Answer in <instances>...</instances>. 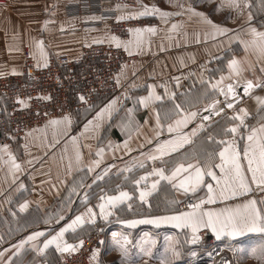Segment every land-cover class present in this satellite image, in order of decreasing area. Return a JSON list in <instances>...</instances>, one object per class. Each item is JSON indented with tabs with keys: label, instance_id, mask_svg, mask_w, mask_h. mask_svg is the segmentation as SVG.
<instances>
[{
	"label": "crops",
	"instance_id": "obj_1",
	"mask_svg": "<svg viewBox=\"0 0 264 264\" xmlns=\"http://www.w3.org/2000/svg\"><path fill=\"white\" fill-rule=\"evenodd\" d=\"M71 1L0 0V76L21 72L26 50L30 51L36 66L39 64L38 67H43L45 59L48 65L52 57L64 54L77 56L85 45L100 44L96 41L112 42L107 23L91 24L101 19V16L69 14L67 5ZM248 2L252 6L243 7L242 13L227 7L226 0L104 2L103 7L116 10L118 17L144 21L132 29L154 27L156 31L152 34L145 33V43L141 47L129 45L127 51L135 59L122 66L117 78L119 83L116 81L118 89L113 95L99 99L97 105L90 109L56 118L55 120L62 121L60 125L53 126L48 121L43 127L27 133L21 141L13 145H0V251L9 249L5 259L11 254V245L33 231H45L46 235H54L77 215L84 214L87 219L88 207H92L97 213L95 223H86L75 231L66 232L63 239L68 244L78 245L82 237L90 233V229L104 223H114L128 231L148 226L164 230L158 235L167 233L169 236H176L180 242L181 239L186 241V238H191L190 230L177 229L171 224L157 227L145 223L130 227L120 221L185 212L180 211L178 205L187 197H193L194 204L201 199L206 200V184L211 183L214 188L216 186V181L211 177H205V185L195 195H186L183 191L174 189L169 182L161 181L157 190L147 198V202L139 199V190L133 181L151 172L153 168H164L166 174H170L179 163L185 162L186 156L191 157L194 153L214 152L217 154L215 163H220L218 153L224 145H219L216 141L232 139L231 135H224L223 129L233 123L230 118L239 108L248 110L246 123L250 127H258L264 122V111H261L257 101V97L264 98V71H261L264 68V58H260L251 47L246 49L244 44L232 39L231 34L214 36L213 29L202 17L188 11L191 6L214 23L233 29L242 39L247 40L249 27L264 31V7L261 6V0ZM240 3L243 6L244 0H240ZM222 4L225 6L220 7ZM144 5H156L162 11L183 14L166 19H162L159 14L136 16V13L143 11ZM180 5L184 7L181 8ZM133 16L135 18H130ZM173 24L177 25L175 29L172 28ZM133 39L131 33L130 40ZM38 41H43L44 58L37 48ZM234 58L240 62L243 70L239 78L225 79L224 84L236 83L237 80L239 84H244L251 80L260 84V87L252 89L233 109H226L224 113L213 117L212 122L192 138L194 143L191 145H184L177 152L155 161L146 159L148 154L159 155L155 152L156 143L173 138V134L167 131V124L175 117L166 120L165 113L173 108L174 103H180L186 97L193 101L192 105H184L186 109L203 111L209 102L203 98L205 92L211 93V83L217 82L222 76H229L228 62ZM149 85L154 86L151 90L161 99L144 105L139 103V98L149 95ZM172 93H175L174 98ZM197 97L200 98L198 103ZM215 98L220 99V95H215ZM113 100V107L100 119H96L97 113ZM129 109L132 111L129 112ZM157 113L160 114V123L164 125L162 130L156 128ZM64 117H68L70 123L63 122ZM89 121L93 123L89 125ZM200 122L196 120L185 131L190 132ZM97 124L99 127H96ZM85 125H88L87 129ZM154 130L160 131L159 138ZM209 135L214 136L213 141L207 139ZM244 135H247L246 131ZM150 140L152 143H149ZM246 142L237 140L241 154ZM3 145L8 148L2 150ZM77 153L80 154L79 163L76 161ZM9 154L20 165L19 170H12ZM97 160L100 161L98 167L94 164ZM139 162L144 163L143 168L138 166ZM243 164L246 166L247 161H243ZM109 165L112 167L109 168ZM132 165L137 166L130 172L123 171ZM89 166L93 167L92 172L88 171ZM105 169H108L107 173ZM215 171L217 175L220 174L219 169ZM96 175H103V179L93 183ZM153 178L142 181L139 187H144L145 184L150 187ZM21 184L24 185L23 189L20 188ZM252 188L253 191L246 196L202 207L222 208L226 204L235 206L255 199L257 207L264 209L260 203L262 199L255 195L261 189L255 184ZM119 190L128 191L132 199L114 209V214L107 221L101 219L97 207L99 198L116 194ZM85 195L86 203L83 202ZM25 201L27 207L21 210L20 205ZM129 203L131 208L128 207ZM60 215L64 219L57 224ZM211 236L215 238V234L211 233ZM260 239L259 233H246L231 241L225 237H221L219 241L235 242L240 247L237 248L238 251L243 254L252 243ZM71 253L73 252L57 251L55 245H50L43 253L29 249L22 253L19 260L21 264H58ZM101 261L98 252L97 260H92L91 264H101Z\"/></svg>",
	"mask_w": 264,
	"mask_h": 264
},
{
	"label": "snow or ice",
	"instance_id": "obj_2",
	"mask_svg": "<svg viewBox=\"0 0 264 264\" xmlns=\"http://www.w3.org/2000/svg\"><path fill=\"white\" fill-rule=\"evenodd\" d=\"M222 4L220 7H224ZM226 6L229 8H234L239 10L241 13L243 7L250 8L252 5L248 0H244L243 6L240 0H226ZM261 6L264 7V0H261ZM183 8V5H180ZM189 12L194 15L202 17L204 21L210 25L213 29L214 36H228L231 34L232 39L239 41L241 44L245 45V48L251 47L256 51L260 58H264V31H258L256 28L249 27L248 29V39H242L240 34L236 33L233 29L223 27L214 23L211 19L207 18L204 13L197 12L195 9L189 6ZM156 15L162 19L173 15H182V12H167L162 11L156 5H144L143 11L136 13V16L145 15ZM130 18H135L130 17ZM251 17H249L250 19ZM118 19H125L121 16ZM47 23V22H46ZM177 25L173 24L172 28L175 29ZM156 31L154 27H144V28H134L129 29V32L133 34L134 39L123 42L127 50L129 45H135L137 48L141 47L145 43V33L152 34ZM112 42H115L116 47L121 46V41L118 37H110ZM97 43H102L103 41H96ZM37 48L40 51L41 57L44 58L43 52V41L37 42ZM131 54V53H129ZM39 66V64H38ZM47 67V61L43 65ZM229 76H222L220 80L215 83L210 84L212 90L211 93L207 91L204 94V99L208 100L206 107L203 111L197 109L195 111L188 110L184 105H192L193 101L191 98L186 97L180 103H174L173 108L165 113V119H171V123L167 124V131L173 134L172 139L164 140L163 142L156 143L155 152L159 155L148 154L145 156L146 159H151L155 161L158 158L168 156L173 152H177L179 149L183 148L184 145H191L194 143L193 137H196L198 132L204 130L211 122L213 116H219L221 113L225 112V107L227 109H233L234 103H236V98L238 93L236 91L239 85V80L236 83L224 84L225 79L232 80L234 78H239L242 72L241 64L235 58L228 62ZM264 71V68L261 69ZM119 83V79H117ZM258 85L254 84L253 81L248 80L243 86V92L248 94L250 90ZM149 95L147 97H140L139 103L147 105V103L153 100H160L161 97L155 93L153 85H149ZM215 95H222L225 99L221 102L219 99L215 98ZM172 98L175 97V93L171 94ZM231 97V99H229ZM45 99H50V97H45ZM84 96L80 97L83 101ZM199 97L196 98V102H199ZM257 101L261 106V111H264V98L257 97ZM18 103L25 105L23 99H18ZM115 100L111 101L109 105L101 109L97 113L96 119H100L105 112H108L113 105ZM132 109H129L131 112ZM206 113V114H204ZM249 112L246 108H239V110L230 118L233 123L223 129L224 135H231L232 139L224 140L221 139L216 141L219 145H224L218 153L220 163H215L216 153L207 152L206 154H192L191 157L186 156L184 163H179L170 174H166L164 168H153L151 172H147L145 175L140 176L139 179L133 181V184L138 187L139 199L143 202H147V198L152 195L153 192L157 190L158 185L161 181H167L176 190L183 191L186 195L191 193L195 195L197 190L205 185V177H211L216 181L215 188L211 183L206 184L207 187V199H201L198 203L190 205V211L179 212L174 215L166 216H154L142 220H122L120 223L128 225L130 227H135L137 224H153L159 227L162 224H171L177 229L190 230L191 238H186V243L198 244L201 241L200 232L202 229H210L211 233L215 234L217 240L221 237L228 238L230 241L237 237H242L246 233H259L261 239L255 242L249 249L253 255L264 264V209L257 207V201L255 199L246 200L243 204H237L235 206L225 205L222 208H204L205 204H216L217 201H228L235 197L246 196L253 191L252 185L255 184L261 190H264V122L260 123L258 127H250L246 123V117ZM200 120L201 122L195 127H192L190 132H186L185 129L188 128L190 124ZM264 120V117H262ZM63 122H69L68 117H64ZM62 123L61 120H51L49 124L56 126ZM89 121V125L92 124ZM96 127H99L97 124ZM88 125H85V129ZM156 128L162 130L164 125L160 123V114L157 113ZM157 138L160 136V131L154 130ZM247 132L245 136L244 133ZM75 139V137L73 138ZM209 141L214 140V136L209 135L207 138ZM246 140L244 144L243 153L237 146V140ZM149 143H152L150 140ZM7 145L2 146V150H6ZM100 152H97V156ZM142 155H145L142 153ZM201 156V159H197ZM10 163L12 170H19L20 165L16 163L15 157L9 154ZM189 160L195 161L188 162ZM247 161V165L243 164V161ZM77 163L80 162V154L76 155ZM100 161L97 160L94 164L98 167ZM71 166V163L69 164ZM137 165H132L123 169L124 172L132 171V168ZM138 166L140 168L144 167L143 162H139ZM112 167L109 165V168ZM215 169H219L220 174L217 175ZM88 171L92 172L93 167L89 166ZM107 173L108 169L104 170ZM250 174V175H249ZM149 177H154L151 182V186L148 187L146 184L144 187H139L141 182H146ZM103 179V175H96L95 180L100 181ZM83 187V185H81ZM20 188L23 189L24 185L21 184ZM75 191V189H73ZM100 203L97 205L99 208V217L105 221L112 216L113 210L117 209L118 206L123 205L125 202L132 199L131 194L128 191L119 190L116 194L101 196ZM83 202H87V195H85ZM176 203V201H173ZM264 204V200L260 201ZM131 203L128 207L131 208ZM27 207V201L20 205L21 210ZM97 218V213L92 207L87 208V219L85 215H77L71 222L65 224L64 227L59 228V231L54 235L47 234L45 231H33L28 234L23 239H20L16 244L11 245V254L7 255L5 259V254L9 252V249H4L0 251V264H21L19 257L23 252L31 249L38 253H43L50 245H55L57 251L60 252H75L78 247H83L84 241L80 240L78 245L68 244L64 241L63 237L69 230L75 231L78 227L85 225L86 223L94 224ZM64 216L60 215L59 221L63 220ZM112 238L115 245L119 248L121 253L125 258L129 256L128 245L131 243L127 235L120 232H112ZM142 243L140 244L141 251L151 256L152 247L155 245V240H153L147 233L144 234L142 238ZM166 246L164 250V255L169 259L166 260L165 264H174V262L179 259L182 255L180 251V241L174 239L172 236L165 237ZM99 249H94L90 257L91 260L96 261ZM192 256L196 253L192 252ZM211 255V253H209ZM129 264L131 261L129 260Z\"/></svg>",
	"mask_w": 264,
	"mask_h": 264
},
{
	"label": "built area",
	"instance_id": "obj_3",
	"mask_svg": "<svg viewBox=\"0 0 264 264\" xmlns=\"http://www.w3.org/2000/svg\"><path fill=\"white\" fill-rule=\"evenodd\" d=\"M106 1L120 3L126 0H72L67 5V12L99 14L101 19L91 24L107 23L111 35L122 42L120 47H116L115 42L85 45L77 56L52 57L47 67L36 66L30 51H26L21 72L0 76V145H13L48 121L90 109L99 99L108 98L117 91L116 81L122 66L135 59L123 42L131 39L129 29L144 21L118 19L116 10L103 7ZM81 96L85 98L83 101ZM18 99H23L25 105L18 103ZM255 195L264 199V190H258ZM192 204L194 200L190 197L181 208L189 210ZM200 236L201 242L209 243L211 247L221 244L208 229L202 230ZM99 237V233H94L83 239V247L58 264H91L90 257L100 242Z\"/></svg>",
	"mask_w": 264,
	"mask_h": 264
},
{
	"label": "rangeland",
	"instance_id": "obj_4",
	"mask_svg": "<svg viewBox=\"0 0 264 264\" xmlns=\"http://www.w3.org/2000/svg\"><path fill=\"white\" fill-rule=\"evenodd\" d=\"M219 100L222 102V99ZM188 198L190 197H187L178 205V209L180 211H184L181 208V204ZM191 198L194 200L193 197ZM261 205L264 207V204ZM163 231L164 230H156L148 226L128 231L120 228L117 224L104 223L90 229V233L82 237L81 240L88 238L94 233L100 234V242H98L95 249H99V253L102 258L101 264H129V260L131 261V264H165L166 260L169 259L164 255L166 246L165 237L169 235L167 233L158 235ZM112 232H120L127 235L129 241L131 242L128 245V258H125L119 248L115 245L111 235ZM145 233H147L156 242L152 247L151 256L144 254L141 251L140 244L138 243L143 242L142 238ZM172 237L179 240L176 236V238L174 236ZM220 243L221 244L217 247H211L209 243L206 244L205 242L200 241L198 244H189L186 243L184 239H181L180 251L182 255L174 262V264H223L222 262L227 259L230 260L231 264H261V261L257 259V257L249 250L255 242L252 243V245L248 248V251L243 254H240V251L237 249L240 247L236 246L235 242L220 241ZM192 252H195L196 255L192 256ZM209 253H211V255H209ZM221 259L224 260L221 262Z\"/></svg>",
	"mask_w": 264,
	"mask_h": 264
},
{
	"label": "water",
	"instance_id": "obj_5",
	"mask_svg": "<svg viewBox=\"0 0 264 264\" xmlns=\"http://www.w3.org/2000/svg\"><path fill=\"white\" fill-rule=\"evenodd\" d=\"M254 83V82H253ZM245 84V83H244ZM244 84H239L238 86H237V88H236V91H237V93H238V96H237V98H236V103H238L243 97H246V96H248L249 94H250V92L252 91V89H256V88H259L260 87V84H256V85H258L257 87H254V88H252L251 90H250V92L248 93V94H245L244 92H243V86H244ZM255 84V83H254ZM229 99H231V97H229ZM223 101H224V99H223ZM222 101V102H223ZM236 103H234V105L236 104ZM227 108L225 107V110H226ZM206 114V113H205ZM213 117H215V116H213ZM223 264H231V262H230V260H225L224 262H223Z\"/></svg>",
	"mask_w": 264,
	"mask_h": 264
},
{
	"label": "bare ground",
	"instance_id": "obj_6",
	"mask_svg": "<svg viewBox=\"0 0 264 264\" xmlns=\"http://www.w3.org/2000/svg\"><path fill=\"white\" fill-rule=\"evenodd\" d=\"M232 83H234V82H232ZM220 99H222V101H223V99H225L222 95L220 96Z\"/></svg>",
	"mask_w": 264,
	"mask_h": 264
}]
</instances>
